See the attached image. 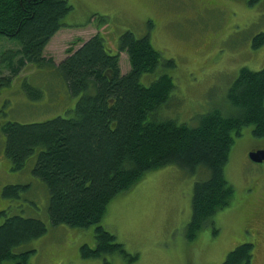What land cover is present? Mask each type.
<instances>
[{
    "label": "rangeland",
    "instance_id": "obj_1",
    "mask_svg": "<svg viewBox=\"0 0 264 264\" xmlns=\"http://www.w3.org/2000/svg\"><path fill=\"white\" fill-rule=\"evenodd\" d=\"M68 2L73 8L65 20L72 26L52 37L44 54L58 64L71 45L77 48L101 32L108 50L120 53L125 73L131 63L127 52L119 49L120 35L126 30L137 37L148 35L164 62L172 59L174 64H161L155 72L143 74L141 81L149 85L163 72L172 76L174 87L162 113L179 122L195 125L200 114L214 107L226 110L227 92L240 68H264V44L253 46L255 37L264 32V0ZM18 47L17 39L0 35V77L10 73L1 62L2 53ZM79 97L69 90L55 66L31 63L10 84L0 82V210L7 208L9 215L36 216L48 225L45 234L19 245L16 252L35 248L32 264H101L105 260L110 264H222L231 249L251 241L252 264H264V160L256 162L249 156L251 150L264 148V137H256L252 125L244 126L241 135L235 136L225 167V175L234 186L230 204L219 209L195 238L186 234L193 190L197 178L205 177L208 171L191 173L180 165L168 164L148 171L119 193L99 221L135 258L118 253L82 256L83 243L95 246L96 224H53L48 186L33 173L38 150L23 168L12 169L4 152L6 135L2 130L7 121L30 123L71 116ZM18 183H29V187L19 196L3 195L5 185ZM3 264H14V260Z\"/></svg>",
    "mask_w": 264,
    "mask_h": 264
},
{
    "label": "trees",
    "instance_id": "obj_2",
    "mask_svg": "<svg viewBox=\"0 0 264 264\" xmlns=\"http://www.w3.org/2000/svg\"><path fill=\"white\" fill-rule=\"evenodd\" d=\"M72 8L68 0H0V35L20 42V47L2 53L1 62L10 73L2 75L0 82L10 84L31 63L55 66L69 90L80 95L71 116L3 124L4 152L12 169L23 168L38 150L33 173L48 186L52 223L96 224L95 246L83 243L80 247L84 257L118 253L131 259L135 256L124 243L99 222L109 202L148 171L168 164L191 173L207 170L208 175L197 178L193 190L186 234L195 238L234 195L225 167L235 136L241 135L244 126L252 125L253 134L264 137V68H240L228 89L226 110L214 107L200 114L195 125L179 122L162 113L174 87L172 76L163 72L149 85L141 81L143 74L155 72L161 64H174L172 59L164 62L148 35L137 37L131 30L120 35L119 49L127 52L131 63L125 73L120 53L108 50L101 32L77 48L71 45L58 64L44 54L52 37L63 26H71L65 17ZM261 44L264 32L255 37L253 46ZM28 187L29 183L7 184L2 193L19 196ZM47 230V223L39 217L9 215L7 208L1 209L0 264L7 260L32 264L35 248L15 249ZM253 259L254 243L245 241L231 249L222 264H252Z\"/></svg>",
    "mask_w": 264,
    "mask_h": 264
},
{
    "label": "water",
    "instance_id": "obj_3",
    "mask_svg": "<svg viewBox=\"0 0 264 264\" xmlns=\"http://www.w3.org/2000/svg\"><path fill=\"white\" fill-rule=\"evenodd\" d=\"M249 156L253 161L262 162L264 160V148L251 150Z\"/></svg>",
    "mask_w": 264,
    "mask_h": 264
},
{
    "label": "crops",
    "instance_id": "obj_4",
    "mask_svg": "<svg viewBox=\"0 0 264 264\" xmlns=\"http://www.w3.org/2000/svg\"><path fill=\"white\" fill-rule=\"evenodd\" d=\"M67 28H68L67 26L63 27V28L60 29V30H59L54 36H57L58 33H60V32L63 31V30L65 31ZM54 36H53V38H54Z\"/></svg>",
    "mask_w": 264,
    "mask_h": 264
}]
</instances>
